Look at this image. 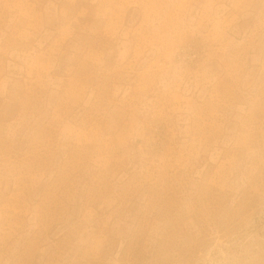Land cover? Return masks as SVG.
<instances>
[{"label":"rangeland","instance_id":"1","mask_svg":"<svg viewBox=\"0 0 264 264\" xmlns=\"http://www.w3.org/2000/svg\"><path fill=\"white\" fill-rule=\"evenodd\" d=\"M0 264H264V0H0Z\"/></svg>","mask_w":264,"mask_h":264}]
</instances>
